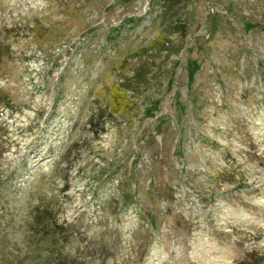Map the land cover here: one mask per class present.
<instances>
[{
    "label": "rangeland",
    "instance_id": "374dc122",
    "mask_svg": "<svg viewBox=\"0 0 264 264\" xmlns=\"http://www.w3.org/2000/svg\"><path fill=\"white\" fill-rule=\"evenodd\" d=\"M0 264H264V0H0Z\"/></svg>",
    "mask_w": 264,
    "mask_h": 264
},
{
    "label": "trees",
    "instance_id": "16d2710c",
    "mask_svg": "<svg viewBox=\"0 0 264 264\" xmlns=\"http://www.w3.org/2000/svg\"><path fill=\"white\" fill-rule=\"evenodd\" d=\"M142 68L143 70H141V72H136L135 75L126 77L120 84L115 85L112 93L113 99L111 105H119V107L115 109L116 112L121 113L123 111V106L121 105H123L122 101L128 90L138 91L140 86L147 83V67L143 66Z\"/></svg>",
    "mask_w": 264,
    "mask_h": 264
}]
</instances>
